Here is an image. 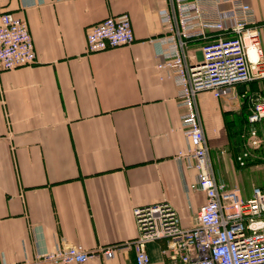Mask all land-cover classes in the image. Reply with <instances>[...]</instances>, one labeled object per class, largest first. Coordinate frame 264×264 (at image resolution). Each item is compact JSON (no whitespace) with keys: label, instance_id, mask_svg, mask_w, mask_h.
Returning <instances> with one entry per match:
<instances>
[{"label":"crops","instance_id":"crops-1","mask_svg":"<svg viewBox=\"0 0 264 264\" xmlns=\"http://www.w3.org/2000/svg\"><path fill=\"white\" fill-rule=\"evenodd\" d=\"M245 1L264 50V0ZM0 9L27 21L37 53L35 64L0 72V261L38 264L40 251L63 240L96 250L132 239L137 205L169 201L182 225H193L206 194L189 187L196 169L179 161L187 144L179 88L157 68L164 59L150 42L168 33L161 12L173 14L172 0H0ZM122 13L134 42L87 52L88 31ZM201 46L192 42L189 55L201 58ZM260 82L198 93L216 176L230 185H239L236 155ZM164 246L147 244L153 264H167ZM41 264L137 262L132 248Z\"/></svg>","mask_w":264,"mask_h":264},{"label":"built area","instance_id":"built-area-1","mask_svg":"<svg viewBox=\"0 0 264 264\" xmlns=\"http://www.w3.org/2000/svg\"><path fill=\"white\" fill-rule=\"evenodd\" d=\"M173 14L162 10L168 33L151 39L179 88L186 148L179 161L196 169L189 187L206 194L193 225L183 226L177 208L169 201L134 207L139 233L122 242L90 250L63 240L52 251H40L37 263L50 260L84 262L100 253L113 257L134 249L137 264H153L147 244L164 240L167 264H264V186L245 196L238 185L216 176L198 103V93L215 96L239 83L263 81L264 50L255 9L245 0H172ZM223 3L229 7L222 8ZM135 40L128 13L111 15L87 33V52H101ZM202 42V56L189 55L190 44ZM37 62L34 39L25 19L0 9V72ZM251 109L243 131V149L236 155L240 166L264 160V88L250 98ZM0 264H14L6 260Z\"/></svg>","mask_w":264,"mask_h":264},{"label":"rangeland","instance_id":"rangeland-1","mask_svg":"<svg viewBox=\"0 0 264 264\" xmlns=\"http://www.w3.org/2000/svg\"><path fill=\"white\" fill-rule=\"evenodd\" d=\"M263 84V83H262ZM257 85V84H256ZM254 84H247V89L253 87ZM258 86V85H257ZM235 87H238L235 85ZM250 90V89H249ZM247 101V98H245ZM246 107V104H245ZM236 178L240 187L244 192H247L248 196L252 194L253 187L255 185L264 186V162L253 165L237 166Z\"/></svg>","mask_w":264,"mask_h":264},{"label":"trees","instance_id":"trees-1","mask_svg":"<svg viewBox=\"0 0 264 264\" xmlns=\"http://www.w3.org/2000/svg\"><path fill=\"white\" fill-rule=\"evenodd\" d=\"M247 84H252V83H239L236 85H238V87L241 89H245L246 88L245 86H247ZM247 115H248V113L246 114V117H245L246 120H247Z\"/></svg>","mask_w":264,"mask_h":264}]
</instances>
